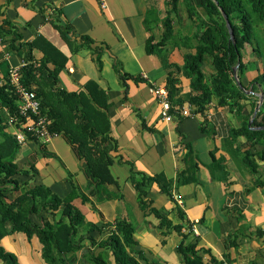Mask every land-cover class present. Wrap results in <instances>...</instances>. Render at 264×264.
Masks as SVG:
<instances>
[{"label":"crops","instance_id":"obj_1","mask_svg":"<svg viewBox=\"0 0 264 264\" xmlns=\"http://www.w3.org/2000/svg\"><path fill=\"white\" fill-rule=\"evenodd\" d=\"M177 1L172 11L173 0H108L107 8L101 0H0V82L7 81L11 67L33 63L35 77L29 86L39 92L48 111L53 108L61 116V130L49 142L29 136L20 144L16 127L7 123L6 107L0 106L5 118L0 138L9 134L14 140L20 184H43L62 198L73 194L72 204L85 218L74 235L80 247L61 253L60 264H118L113 250L98 242L122 219L135 227L136 250L155 264H185L178 247L191 239L209 250L206 262L215 257L225 264H264V144L235 133L246 123L259 129L250 120L264 96V83H253L264 72V53L260 44L247 43L243 49L246 68L239 79L246 96L225 102L214 97L204 111L198 110L189 101L191 79L182 66L186 54L197 50L202 26L197 15L203 16V10L201 0ZM191 3L199 12L192 17ZM168 16L173 18L171 40L149 52L150 38L154 44L163 39ZM203 68L206 74L214 72L210 59ZM170 76L177 79L173 100L191 104L192 115L162 117L160 99L151 88L166 85ZM92 83L95 93L98 88L106 93L96 94L99 100L92 102L97 112L59 93L90 96ZM90 117L110 126L108 139L99 133L94 141L97 147H109L113 181L94 172L75 139ZM133 171L164 173L174 182L173 196L158 183L144 186L143 207ZM11 192L17 194L8 190V200L15 197H9ZM153 207L174 225L188 222L192 233L186 239L176 229L163 234ZM60 215L56 210L53 216ZM46 216L50 219V213ZM32 218L43 222L37 214ZM1 244L21 264H50L37 235L14 231Z\"/></svg>","mask_w":264,"mask_h":264},{"label":"trees","instance_id":"obj_2","mask_svg":"<svg viewBox=\"0 0 264 264\" xmlns=\"http://www.w3.org/2000/svg\"><path fill=\"white\" fill-rule=\"evenodd\" d=\"M173 10L178 7V1L173 0ZM199 7L203 10L201 18V28L197 32L196 52L188 53L185 56V62L182 66L184 74L191 79L190 103L195 105L198 110L204 111L211 103L214 97H218L220 102H225L227 98L246 96L234 76V68L238 66V75L241 76L245 70L243 61V49L247 43H252L256 26L261 22L264 24V0H201ZM190 16L193 13H199L193 3L188 4ZM228 15L232 25L235 38L232 39L231 33L224 16ZM166 31L163 39L158 43H153L150 38L147 44L149 52H158L160 44L171 40L174 33L173 18L168 16L165 21ZM2 31H0L1 34ZM164 57V56H163ZM207 59L212 61L214 72L206 74L203 65ZM35 65L28 63L23 67V82L30 85L35 77ZM55 77V73L52 72ZM125 77V76H124ZM177 79L173 76L168 78L166 86L169 89L171 100L176 90ZM253 83H264V72L260 73ZM91 95L85 93H66L59 92L69 101L84 103L85 107L97 108L93 106V101L99 100L96 94L106 96L104 90L98 88V92L92 89L97 88L95 84L88 85ZM39 97V92L36 90ZM19 96L15 92L13 85L8 81L0 82V106L8 107L12 112L17 111ZM180 103V102H179ZM176 104V103H175ZM42 110L53 121V128L57 132L61 130V116L56 115L55 110L46 109V105L41 101ZM106 106V104H102ZM87 107V108H88ZM87 110V109H86ZM91 112V110H88ZM93 113H96V112ZM83 116V115H82ZM84 116H86L84 114ZM83 119L85 120V117ZM3 112L0 113V126L4 122ZM79 128L76 140L79 142L80 150L83 156L89 161L92 169L103 180L113 181L109 165L113 161L109 147H97L94 139L95 135L102 133V137L108 139L110 136V126L107 122H101L97 117H90ZM264 125V103L260 111L254 118L252 126ZM1 131H3L1 129ZM235 133L245 134L251 141L261 142L264 144V129H253L246 123L243 128ZM14 140L9 134L5 138H0V259L5 264H21L15 253L10 252L1 244L2 238L8 233L14 231H24L29 237L37 235L42 243L44 258L50 264H60L63 260L61 253L75 250L80 247V243L75 241L74 235L80 225L85 223L84 215L72 204V196L65 198L54 193L49 186L35 185L32 187L20 184L16 175L19 169L15 161L16 149H14ZM18 144V143H17ZM190 154H192L190 152ZM189 154V155H190ZM195 165H197L195 163ZM253 169V168H252ZM185 170L178 176L177 182H183L182 178L186 174ZM132 180L139 192V200L143 207H146L144 186H150L158 183L161 190L170 196H173L174 182L164 173L156 175H147L145 173L132 172ZM185 180H188V177ZM264 185V183H261ZM16 191L17 194L12 200H8L7 191ZM160 218L159 227L162 233L167 235L171 229L178 230L185 239L192 233L188 222L183 224H173L171 219L163 214L157 208H151ZM60 210L61 215L53 220L48 219L47 213L55 215V211ZM46 212V213H45ZM184 212L179 210L183 217ZM37 214L43 221L41 224L34 222L32 215ZM93 228V226H92ZM137 241L135 239V227L128 220H118L110 235L98 242L113 250L118 264H155L148 261L141 250H136ZM182 254L185 264H225L217 258L212 257L211 261L204 260V254L209 251L206 248L198 247L196 240H185L178 247ZM103 264H108L106 260Z\"/></svg>","mask_w":264,"mask_h":264},{"label":"built area","instance_id":"obj_3","mask_svg":"<svg viewBox=\"0 0 264 264\" xmlns=\"http://www.w3.org/2000/svg\"><path fill=\"white\" fill-rule=\"evenodd\" d=\"M108 0H101L103 8H107ZM23 66L11 67L8 73V81L13 85L15 92L19 96L17 111L12 112L6 107L9 116L7 123L16 127L15 137L18 143L23 144L29 136L49 142L57 131L53 128V119L43 112L41 101L36 91L23 82ZM152 92L160 99L162 105V117L166 120H173L175 116L192 115L194 109L192 105L187 106L175 104L170 97L169 89L166 85H154ZM180 205L183 200L176 197ZM116 224V223H115ZM196 228H193V231Z\"/></svg>","mask_w":264,"mask_h":264},{"label":"water","instance_id":"obj_4","mask_svg":"<svg viewBox=\"0 0 264 264\" xmlns=\"http://www.w3.org/2000/svg\"><path fill=\"white\" fill-rule=\"evenodd\" d=\"M224 16H225V18H226V21H227V24H228V27H229V30H230V33H231V37H232V39H234V38H235V36H234V31H233L232 25H231V23H230L229 17H228V15H227L225 12H224ZM234 76H235V79H236V81L238 82V84H239L242 88H244L242 82H241L240 79H239V75H238V66H236V67L234 68ZM249 92H250V91H249ZM251 92H253V90H251ZM263 102H264V96L261 95V97H260V101H259L258 105L256 106V109H255V112H254V117H256L257 113L260 111V108H261V105L263 104ZM252 122H253V119L250 120V124H251V125H252ZM255 128L264 129V125H262V126H258V127H255Z\"/></svg>","mask_w":264,"mask_h":264},{"label":"rangeland","instance_id":"obj_5","mask_svg":"<svg viewBox=\"0 0 264 264\" xmlns=\"http://www.w3.org/2000/svg\"><path fill=\"white\" fill-rule=\"evenodd\" d=\"M253 44L256 46L257 44L261 45V50L264 53V24L261 22L256 26V31L254 33L253 39H252ZM263 42V44H262ZM16 147V146H15ZM14 147V148H15ZM14 192H11V195L9 197H14ZM54 216L50 213V219L53 220Z\"/></svg>","mask_w":264,"mask_h":264}]
</instances>
